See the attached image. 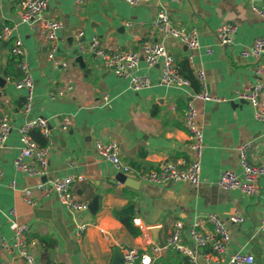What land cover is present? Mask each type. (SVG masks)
<instances>
[{"label": "crops", "instance_id": "obj_1", "mask_svg": "<svg viewBox=\"0 0 264 264\" xmlns=\"http://www.w3.org/2000/svg\"><path fill=\"white\" fill-rule=\"evenodd\" d=\"M24 0H0V29L4 23H16L15 34L21 39L29 71L33 78L32 108L23 112L25 90L18 89L5 74L10 54L9 41H0V117H10V132L0 146V264H25L10 243L15 219L28 225L26 243L39 264H112L117 253L135 247L150 254L152 263L164 258L166 264H187L189 257L173 250L153 254L151 244L139 232L132 219L138 216L147 226V237L163 243L174 223L183 225V242L197 254L196 263L212 264L195 247L188 230L194 220L208 213L225 222L230 242L219 264H230L235 252L253 255L250 264H264V231L259 229L264 206V177L259 191L246 196L239 189H222L217 180L221 171H241L237 147L251 140L248 159L262 160L264 126L253 117V108L236 99L235 91L255 82L256 64L264 66V55L243 57L257 38H264V20L245 0H147L129 4L123 0H49L45 16L60 19L58 56L66 67L54 65L47 58L49 42L40 24L31 27L19 22ZM164 9L171 23L180 28H196L199 46L188 49L171 36H165L152 24L157 12ZM223 22H232L236 32L232 42L221 45L216 30ZM89 45L96 38L104 48L119 47L140 51L145 42L162 43L177 65L184 58L195 77L202 70L206 89L218 100L196 97L194 85L177 87L159 82L158 65L148 66L141 59L135 73L147 76L150 85L133 90L129 79L105 68L98 56L87 49L83 55L85 68L75 61L76 32ZM16 70L21 76L18 62ZM71 86V88H69ZM54 95L55 98H52ZM191 101L203 134L200 182H174L163 185L140 179L135 172L156 168L160 161H173L185 166L192 158L188 133L184 127V110ZM70 117L67 130L60 128L63 116ZM42 116L49 124L48 166L43 175L28 176L15 170L13 160L19 153V127L26 119ZM30 133L39 145L43 138ZM115 140L120 157L132 168L126 179H116L118 170L95 149L96 139ZM30 163L35 165L34 159ZM121 173V172H120ZM81 174L71 193L75 199L96 202L94 211H71L56 193L44 197L34 188L40 181L56 176ZM32 188L34 204L24 200L23 189ZM239 212L240 223L229 221ZM87 223L80 241L76 230ZM205 225V224H204ZM206 226V225H205ZM209 227V226H208ZM5 240L9 245L4 248ZM172 251L171 253H168ZM204 251H209L205 248ZM168 253V254H167ZM211 253V252H210ZM188 257V258H187ZM123 264V262H122Z\"/></svg>", "mask_w": 264, "mask_h": 264}, {"label": "built area", "instance_id": "obj_2", "mask_svg": "<svg viewBox=\"0 0 264 264\" xmlns=\"http://www.w3.org/2000/svg\"><path fill=\"white\" fill-rule=\"evenodd\" d=\"M49 0H24L22 10L19 14V22L25 23L31 27L37 24L41 25L46 39L49 42L47 58L54 65H68V61L58 56V33L63 27L60 19L45 16V10ZM78 3L81 0H76ZM129 4H136L147 0H123ZM251 5V8L264 20V0H245ZM153 26L165 36H171L183 43L188 49H196L199 46L198 31L196 28H180L171 23L168 13L160 9L152 21ZM16 23H4L0 29V41L11 40L10 52L18 58V67L21 72L19 79L14 81L18 89L25 90V101L23 103V112L28 113L32 108L33 99V78L29 71L28 63L24 58V48L21 39L15 34ZM236 32V26L232 22L221 23L216 30V38L221 45L232 42ZM83 31L76 32V49L79 54H83L87 49L98 56L105 68L112 69L117 76L128 78L129 85L133 90H140L150 85L147 76L136 74L134 71L142 59L146 65H158L160 68L159 82L164 85H173L177 87H190V79L181 75L178 70L174 57L168 49L159 42H145L140 51L131 49H122L119 47L104 48L100 46L98 40L93 38L91 43L84 45L81 36ZM240 54L243 57L264 55V38H257L250 48L243 49ZM254 74L258 79L248 85L235 91L236 99L246 101L253 108V117L264 126V66L256 64ZM195 77L200 85V90L196 97L203 100H218L213 97L206 89L205 75L202 70L195 71ZM71 88V86H69ZM55 98L54 95H51ZM184 127L188 133V147L192 152V158L185 166H180L173 161H160L156 168L147 171H136L135 174L145 181L163 185L174 182H189L197 186L200 182L201 174V154L203 150V134L201 126L197 120V112L191 101L186 103L184 110ZM70 124V117L65 115L62 118L60 128L67 130ZM10 117L4 113L0 117V146L6 140L10 132ZM32 129H39L45 138L49 137V124L45 117L37 116L26 119L19 127L20 141L22 146L19 153L13 160L16 171L28 176H41L45 173L48 166V144L39 145L30 135ZM264 140V135L262 136ZM252 146V141L248 140L238 145L239 164L241 171L239 173L225 169L221 171L217 183L222 189H239L246 196H254L259 191V181L264 177V147L262 150V160L257 163H251L248 159V150ZM95 149L98 155L108 160L119 172L129 175L132 168L122 161L120 157L119 144L115 140L96 139ZM34 159L35 165L30 163ZM2 171L0 169V175ZM84 179L81 174H70L56 176L47 181H40L34 185V188L40 191L42 196L47 197L51 193H56L60 202L71 211H88V201H81L74 198L71 193V186L74 182ZM32 188L23 189L24 200L29 204L36 201L32 198ZM15 211L10 210V220L13 224V236L11 247L16 249L18 255L23 258L25 264H39L35 254L28 249L26 238L28 225L19 223L15 219ZM242 215L235 211L229 221L233 223L242 222ZM133 224L139 232L145 235L151 244L153 254L163 253L169 250L177 251L191 258L196 263V252L188 247L182 239L183 225L181 221L174 223L172 232L163 243H154L147 237V226L138 216L133 217ZM206 226H205V225ZM209 226V227H208ZM87 223L79 224L76 230V239L80 241L82 233L85 231ZM259 229L264 231V206L263 216L259 223ZM189 236L194 245L201 251V256L212 264H219L223 260V255L227 252L230 242V236L225 222L214 213H208L202 220H194L188 230ZM1 245L7 248L9 245L2 240ZM209 248V251H204ZM211 252V253H210ZM230 264H250L254 257L248 253L235 252L229 256ZM123 264H151L152 256L150 254H141L135 247L125 248L122 252ZM2 264H9L4 262Z\"/></svg>", "mask_w": 264, "mask_h": 264}, {"label": "trees", "instance_id": "obj_3", "mask_svg": "<svg viewBox=\"0 0 264 264\" xmlns=\"http://www.w3.org/2000/svg\"><path fill=\"white\" fill-rule=\"evenodd\" d=\"M8 43H9V45L11 46V40H9ZM17 62H18V58H17L14 54H12V53L10 52V54H9V56H8V58H7V61H6L5 74H6L7 76H9V77H10L11 79H13V80H17V79L20 78V74H19V73L17 72V70H16V64H17ZM176 66H177V70H178V72H179L181 75H183L184 77L190 79L192 85H194L195 88L198 89L199 84H197V82H196V80H195V78H194V76H193V72H192V70H191V68H190V66H189L188 59H187V58H184L182 61L178 62ZM33 132H36L37 134L40 135V137L43 138V136L41 135V133H40L38 130H33L32 133H33ZM30 133H31V132H30ZM32 133H31V134H32ZM44 143H45V139L43 138V142H41V146H43ZM171 252H172V251H170V252H168V253H171ZM173 252L179 255V252H177V251H173ZM168 253H167V254H168ZM183 258H184L185 260H187V264H192V263L190 262V260H189L188 257H187L188 259H186L185 257H183ZM155 264H166V263H165V259H164L163 257H162V258H159V259L156 261Z\"/></svg>", "mask_w": 264, "mask_h": 264}, {"label": "water", "instance_id": "obj_4", "mask_svg": "<svg viewBox=\"0 0 264 264\" xmlns=\"http://www.w3.org/2000/svg\"><path fill=\"white\" fill-rule=\"evenodd\" d=\"M74 54H76L75 56V61L79 64V66L81 68H85V63L83 61V55L82 54H79L77 49L75 48L74 51H73ZM5 78H3L2 76H0V88H2L4 85H5ZM240 102H246V101H240ZM116 179L120 182H123L125 181L126 179V175H124L123 173H118L116 175ZM96 207V202L95 200H93L90 204H89V209L92 211H94ZM112 264H122V254L120 253H117L115 256H114V260H113V263Z\"/></svg>", "mask_w": 264, "mask_h": 264}]
</instances>
